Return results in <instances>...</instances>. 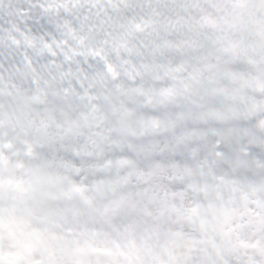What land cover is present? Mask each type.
<instances>
[{
  "label": "snow or ice",
  "instance_id": "6c2138e0",
  "mask_svg": "<svg viewBox=\"0 0 264 264\" xmlns=\"http://www.w3.org/2000/svg\"><path fill=\"white\" fill-rule=\"evenodd\" d=\"M0 264H264V0H0Z\"/></svg>",
  "mask_w": 264,
  "mask_h": 264
}]
</instances>
